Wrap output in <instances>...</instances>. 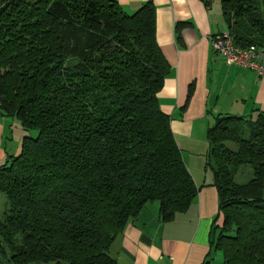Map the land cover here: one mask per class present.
<instances>
[{
	"label": "trees",
	"instance_id": "1",
	"mask_svg": "<svg viewBox=\"0 0 264 264\" xmlns=\"http://www.w3.org/2000/svg\"><path fill=\"white\" fill-rule=\"evenodd\" d=\"M219 1L235 45L264 44L260 0ZM168 74L151 1L129 15L114 0H0V116L25 132L0 165V264H116L108 248L143 206L169 220L191 204L157 96ZM206 140L212 247L264 264V113L216 116Z\"/></svg>",
	"mask_w": 264,
	"mask_h": 264
},
{
	"label": "crops",
	"instance_id": "2",
	"mask_svg": "<svg viewBox=\"0 0 264 264\" xmlns=\"http://www.w3.org/2000/svg\"><path fill=\"white\" fill-rule=\"evenodd\" d=\"M126 14L151 1L157 45L169 65L158 93L159 106L171 118L170 128L183 162L198 188L197 196L169 220L153 201L141 208L113 240L108 254L116 264H213V226H219L218 193L206 168V130L220 115L264 113V77L226 66L209 38L228 31L215 0H114ZM191 93L188 103L187 96ZM184 107V108H183ZM25 132L0 116V165L20 152ZM3 202H6L3 197Z\"/></svg>",
	"mask_w": 264,
	"mask_h": 264
},
{
	"label": "built area",
	"instance_id": "3",
	"mask_svg": "<svg viewBox=\"0 0 264 264\" xmlns=\"http://www.w3.org/2000/svg\"><path fill=\"white\" fill-rule=\"evenodd\" d=\"M211 49L223 57L225 65L251 70L264 77V47L251 44L239 47L234 44L231 34L226 31L209 38Z\"/></svg>",
	"mask_w": 264,
	"mask_h": 264
},
{
	"label": "rangeland",
	"instance_id": "4",
	"mask_svg": "<svg viewBox=\"0 0 264 264\" xmlns=\"http://www.w3.org/2000/svg\"><path fill=\"white\" fill-rule=\"evenodd\" d=\"M217 1H219V0H215L214 2L216 3V5L219 6ZM259 2H260V9H261V12H262V15H263V22H264V0H260ZM259 46H263L264 47V44L259 45ZM29 134H31L32 136H35L36 133L31 131V132H29ZM243 171H244V173L237 174L236 177H235V180L237 182H239V183H244L251 177V170H250V168L248 166H244L243 167ZM3 197H4V195L2 193H0V216L2 215V213H3L4 209H5V206H6V203L3 202ZM220 262H221V259H220L219 254H215L214 255L213 264H218Z\"/></svg>",
	"mask_w": 264,
	"mask_h": 264
}]
</instances>
